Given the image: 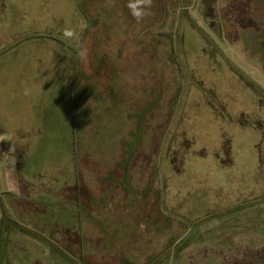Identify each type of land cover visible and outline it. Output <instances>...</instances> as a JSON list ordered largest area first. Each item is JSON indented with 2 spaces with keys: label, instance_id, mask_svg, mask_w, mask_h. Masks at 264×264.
Wrapping results in <instances>:
<instances>
[{
  "label": "rangeland",
  "instance_id": "1",
  "mask_svg": "<svg viewBox=\"0 0 264 264\" xmlns=\"http://www.w3.org/2000/svg\"><path fill=\"white\" fill-rule=\"evenodd\" d=\"M126 4L0 0V264H264V0Z\"/></svg>",
  "mask_w": 264,
  "mask_h": 264
},
{
  "label": "clouds",
  "instance_id": "2",
  "mask_svg": "<svg viewBox=\"0 0 264 264\" xmlns=\"http://www.w3.org/2000/svg\"><path fill=\"white\" fill-rule=\"evenodd\" d=\"M126 7L128 8L131 16L138 22H142L147 16L151 14V9L153 7V0H127ZM87 25H83L86 27ZM65 39H78L77 34L73 30L64 31ZM78 56L81 60L87 59V50L83 47L80 48ZM2 139V138H0Z\"/></svg>",
  "mask_w": 264,
  "mask_h": 264
},
{
  "label": "crops",
  "instance_id": "3",
  "mask_svg": "<svg viewBox=\"0 0 264 264\" xmlns=\"http://www.w3.org/2000/svg\"><path fill=\"white\" fill-rule=\"evenodd\" d=\"M52 229V228H51ZM54 229H56V228H54ZM53 230V229H52ZM57 231V230H56ZM62 231H60V233H61ZM182 234L184 235L185 234V232H183L182 231ZM186 235H187V233H186ZM188 239H186L185 237H181L180 239H176V243L177 242H179L180 241V243H178V244H182V247L184 248V250H183V253H184V256H186L187 254H188V252H190V250H188V246L189 245H193V242H192V240H189V242L187 241ZM175 243V244H176ZM177 244V245H178ZM52 248V247H51ZM53 252H55L56 254H58V255H60L61 256V254H60V250H62V248L60 247V248H58V250H57V247H56V249H51ZM210 252V251H209ZM211 252H213V250H211ZM206 253V252H205ZM204 253V254H205ZM218 253V252H217ZM210 255L211 254H209V256L208 257H210ZM190 257V256H189ZM30 262L29 261H26V262H23L22 264H29ZM50 263H52V264H62V260H61V258H59L58 260H52ZM49 262H47V264H50Z\"/></svg>",
  "mask_w": 264,
  "mask_h": 264
}]
</instances>
